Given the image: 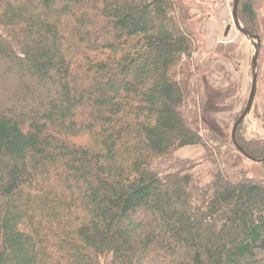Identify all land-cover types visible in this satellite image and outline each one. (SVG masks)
<instances>
[{
  "label": "trees",
  "instance_id": "obj_1",
  "mask_svg": "<svg viewBox=\"0 0 264 264\" xmlns=\"http://www.w3.org/2000/svg\"><path fill=\"white\" fill-rule=\"evenodd\" d=\"M192 10L0 0V264H264V163L203 122ZM257 119L236 141L262 159ZM186 147L205 157L155 171Z\"/></svg>",
  "mask_w": 264,
  "mask_h": 264
},
{
  "label": "rangeland",
  "instance_id": "obj_2",
  "mask_svg": "<svg viewBox=\"0 0 264 264\" xmlns=\"http://www.w3.org/2000/svg\"><path fill=\"white\" fill-rule=\"evenodd\" d=\"M257 1V21L253 28L256 32L254 34L261 38L258 89L251 113L240 126L248 137L262 134L257 115L264 112V0ZM188 3H192V13L199 20L196 29L204 49L203 53L195 57V63L204 67L202 72L206 74L210 98L209 110L206 109L202 116L203 122L218 137L230 141L233 125L243 113L249 99L254 47L233 25V0H188ZM229 26L231 30L226 35ZM221 97H224L222 104L220 99L217 100ZM202 102L206 104L205 95H202ZM204 157L203 148L186 147L176 152L171 161L159 160L154 169L158 174L175 171L184 165L197 163Z\"/></svg>",
  "mask_w": 264,
  "mask_h": 264
},
{
  "label": "water",
  "instance_id": "obj_3",
  "mask_svg": "<svg viewBox=\"0 0 264 264\" xmlns=\"http://www.w3.org/2000/svg\"><path fill=\"white\" fill-rule=\"evenodd\" d=\"M240 2L241 0H233V5H232L233 25L242 36H244L248 41L251 42V44L254 47V56L252 58V85H251L249 99H248L247 105L243 113L233 125L232 133H231V141L233 145L236 147V149L249 161L256 162V163H264V158L255 159V158L250 157L248 154H246L236 141L237 130L239 129L243 121L250 115L254 101H255L257 88H258V60H259V55H260V50H261L260 36L252 34L247 29H245L244 26L242 25V22L239 19L238 10L240 6ZM230 30H231V26H229L226 29L225 34L227 35Z\"/></svg>",
  "mask_w": 264,
  "mask_h": 264
}]
</instances>
